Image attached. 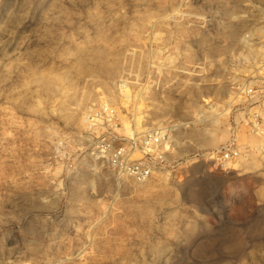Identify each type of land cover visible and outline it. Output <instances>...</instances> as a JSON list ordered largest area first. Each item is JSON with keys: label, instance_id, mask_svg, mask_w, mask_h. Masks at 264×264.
Returning a JSON list of instances; mask_svg holds the SVG:
<instances>
[{"label": "clouds", "instance_id": "obj_1", "mask_svg": "<svg viewBox=\"0 0 264 264\" xmlns=\"http://www.w3.org/2000/svg\"><path fill=\"white\" fill-rule=\"evenodd\" d=\"M0 264H264V0H0Z\"/></svg>", "mask_w": 264, "mask_h": 264}, {"label": "rangeland", "instance_id": "obj_2", "mask_svg": "<svg viewBox=\"0 0 264 264\" xmlns=\"http://www.w3.org/2000/svg\"><path fill=\"white\" fill-rule=\"evenodd\" d=\"M212 191H213V192H216V191H218V190L214 188Z\"/></svg>", "mask_w": 264, "mask_h": 264}]
</instances>
